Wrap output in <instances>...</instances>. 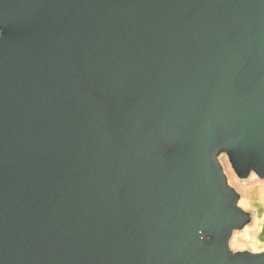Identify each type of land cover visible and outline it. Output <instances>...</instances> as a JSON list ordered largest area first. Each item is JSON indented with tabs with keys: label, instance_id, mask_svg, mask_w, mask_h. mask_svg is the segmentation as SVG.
<instances>
[{
	"label": "water",
	"instance_id": "95a60500",
	"mask_svg": "<svg viewBox=\"0 0 264 264\" xmlns=\"http://www.w3.org/2000/svg\"><path fill=\"white\" fill-rule=\"evenodd\" d=\"M262 197L264 0H0V264H264Z\"/></svg>",
	"mask_w": 264,
	"mask_h": 264
},
{
	"label": "bare ground",
	"instance_id": "6f19581e",
	"mask_svg": "<svg viewBox=\"0 0 264 264\" xmlns=\"http://www.w3.org/2000/svg\"><path fill=\"white\" fill-rule=\"evenodd\" d=\"M258 235L257 234H248L247 236H245L242 240H240V241H242V242H245V240H250V241H253L254 243H256V244H260V241H256V237H257ZM239 241V242H240Z\"/></svg>",
	"mask_w": 264,
	"mask_h": 264
},
{
	"label": "rangeland",
	"instance_id": "374dc122",
	"mask_svg": "<svg viewBox=\"0 0 264 264\" xmlns=\"http://www.w3.org/2000/svg\"><path fill=\"white\" fill-rule=\"evenodd\" d=\"M261 204L264 206V197H262V199H261ZM263 221H264V211H263V219H262ZM262 221V222H263ZM262 226H263V230L262 229H260L261 230V232H260V234H259V232H258V234L260 235L259 237H260V240L261 241H263V243H264V223H262Z\"/></svg>",
	"mask_w": 264,
	"mask_h": 264
},
{
	"label": "crops",
	"instance_id": "0c3cea01",
	"mask_svg": "<svg viewBox=\"0 0 264 264\" xmlns=\"http://www.w3.org/2000/svg\"><path fill=\"white\" fill-rule=\"evenodd\" d=\"M255 239H256V241H259V238H258V236H257Z\"/></svg>",
	"mask_w": 264,
	"mask_h": 264
}]
</instances>
